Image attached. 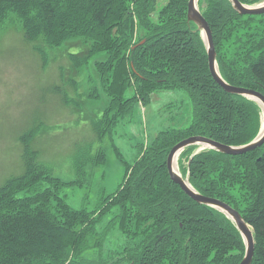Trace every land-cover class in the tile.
<instances>
[{
  "label": "trees",
  "instance_id": "trees-1",
  "mask_svg": "<svg viewBox=\"0 0 264 264\" xmlns=\"http://www.w3.org/2000/svg\"><path fill=\"white\" fill-rule=\"evenodd\" d=\"M137 1L143 0H0V29L9 28L15 16L30 42L61 47L76 41L66 46L74 64L87 68L96 57V73L108 64L114 81L111 85L105 82L107 111L99 117L103 129L97 131L99 135H111L120 117L130 114L134 104L148 105L151 95L159 90H185L193 106V119L187 127L160 131L150 143L139 146L132 164L115 148L117 159L124 162L122 183L94 210H76L50 185L44 186L42 193L39 184L46 176L31 170L29 174L35 176L24 189L27 197L14 199L20 191L0 199V264L242 261L246 248L232 221L191 200L170 180L166 165L171 148L189 137L204 136L231 146L250 143L261 131V108L252 100L227 94L212 79L202 33L187 19L189 0H169L156 27L134 41L127 29L136 23L142 27L149 24L138 12ZM239 1L249 6L264 2ZM158 3L160 0H152L154 12ZM199 9L212 30L222 78L231 86L264 95V55L259 52V48L264 50V14L242 16L229 0H200ZM67 27L69 31H64ZM153 48L157 53L151 67L145 65L151 58L145 61L142 53ZM244 68L248 76L240 81L237 75ZM106 71L104 68L102 73ZM197 151L198 147H190L180 155V173L188 176L198 193L219 199L242 214L254 232L253 264H264V146L241 156L210 149ZM77 157L83 160L84 155L78 153ZM98 159L97 164L105 165V154ZM89 160L96 162L92 156ZM44 196L50 202H44ZM108 215H112L111 220L101 232V223ZM115 228L123 234L124 242L119 257L112 252L111 262H105L104 243ZM92 238L98 246L93 245L95 251L88 258Z\"/></svg>",
  "mask_w": 264,
  "mask_h": 264
},
{
  "label": "rangeland",
  "instance_id": "rangeland-1",
  "mask_svg": "<svg viewBox=\"0 0 264 264\" xmlns=\"http://www.w3.org/2000/svg\"><path fill=\"white\" fill-rule=\"evenodd\" d=\"M168 3L169 0H160L154 12L152 0L139 2L138 12L147 17L149 24L142 27L136 23L129 27V39L134 37L137 41L148 35ZM34 16L37 18V13ZM10 23L9 28L0 29V199L20 191L14 199L27 197L28 191L24 189L35 176L29 172L36 169L34 173L39 175L42 171L46 176L39 184L42 193L45 194V187L50 185L53 190L61 191L76 210H94L122 183L124 162L116 158L115 148L120 150L126 163L132 164L139 146L150 142L158 132L190 124L193 106L187 91L159 90L151 95L148 106L134 104L130 114L120 117L111 135H99L97 131L103 130L99 117L107 111L105 82L110 81L111 85L114 81L108 64L100 68V73L94 68L96 57L87 68L74 64L66 46L76 41L61 47L32 43L27 40L18 18L13 16ZM155 48L142 53L145 61L151 58L145 65L153 67ZM259 52L264 55L263 49L259 48ZM104 68L107 73H102ZM246 76L244 68L237 79L242 81ZM110 117L113 118L112 113ZM78 153H83V160L78 159ZM105 153L107 163L97 164L100 163L98 156ZM90 156L95 163H90ZM34 163L41 165L34 167ZM54 179L61 182H52ZM44 197V202H50ZM111 217L103 219L101 232L106 230ZM213 227L217 228L214 224ZM123 242V234L115 228L104 243L105 262H111L112 252L119 257ZM89 243L92 250L86 256L91 258L95 251L92 247L98 246V242L92 238Z\"/></svg>",
  "mask_w": 264,
  "mask_h": 264
},
{
  "label": "water",
  "instance_id": "water-1",
  "mask_svg": "<svg viewBox=\"0 0 264 264\" xmlns=\"http://www.w3.org/2000/svg\"><path fill=\"white\" fill-rule=\"evenodd\" d=\"M198 0H190L188 7V22L197 26L198 30L202 33L203 40L206 44L208 55V66L213 80L225 92L230 95L242 96L247 99L256 101L262 108L264 119V95L262 93L237 88L229 85L220 75L217 54L215 51L212 31L205 18L201 15L197 6ZM233 8L240 15H261L264 14V3L258 6H247L242 4L239 0H229ZM264 145V122L260 134L250 143L242 146H229L220 142L205 138V137H191L185 139L172 147L167 158V170L171 181L178 185L181 190L195 202L214 208L226 215L230 219L236 229L239 231L242 239L245 242L246 252L243 260L239 264H253L255 255V239L252 228L246 223L245 219L235 209L217 199H212L198 194L189 184L188 179H184L179 170L177 169V160L179 155L189 147H199V150L211 149L228 156H241Z\"/></svg>",
  "mask_w": 264,
  "mask_h": 264
},
{
  "label": "bare ground",
  "instance_id": "bare-ground-1",
  "mask_svg": "<svg viewBox=\"0 0 264 264\" xmlns=\"http://www.w3.org/2000/svg\"><path fill=\"white\" fill-rule=\"evenodd\" d=\"M262 55V54H261ZM233 87H235V86H233ZM237 88H242V87H237ZM243 89H247V88H243ZM249 90H252V89H249ZM253 91H255V90H253ZM256 92H258V91H256ZM227 93V92H226ZM260 93V92H259ZM228 94V93H227ZM246 102V101H245ZM241 116V115H240ZM239 118V117H238ZM241 118V117H240ZM238 121V120H237ZM178 169V168H177Z\"/></svg>",
  "mask_w": 264,
  "mask_h": 264
}]
</instances>
